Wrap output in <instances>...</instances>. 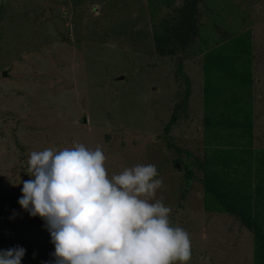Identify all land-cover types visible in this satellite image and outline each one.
I'll use <instances>...</instances> for the list:
<instances>
[{
    "label": "rangeland",
    "instance_id": "rangeland-1",
    "mask_svg": "<svg viewBox=\"0 0 264 264\" xmlns=\"http://www.w3.org/2000/svg\"><path fill=\"white\" fill-rule=\"evenodd\" d=\"M240 34L249 38L252 116L264 121V0H0V251L19 246L21 264H55L45 222L18 201L31 152L80 143L102 148L109 178L155 165V199L190 238L186 264H254L251 232L205 212L199 172L183 175L200 160L204 125L202 110L187 105L182 61L223 45L234 74L209 82L207 100L239 119L249 106L240 95L248 55L237 60L245 43L230 41ZM254 126V146L264 148V125Z\"/></svg>",
    "mask_w": 264,
    "mask_h": 264
},
{
    "label": "clouds",
    "instance_id": "clouds-1",
    "mask_svg": "<svg viewBox=\"0 0 264 264\" xmlns=\"http://www.w3.org/2000/svg\"><path fill=\"white\" fill-rule=\"evenodd\" d=\"M105 160L99 145L80 143L30 154L31 179L18 203L45 222L55 264H186L190 238L170 225L171 209L155 199L162 187L155 165L109 178ZM24 255L19 246L0 251V264H21Z\"/></svg>",
    "mask_w": 264,
    "mask_h": 264
},
{
    "label": "trees",
    "instance_id": "trees-1",
    "mask_svg": "<svg viewBox=\"0 0 264 264\" xmlns=\"http://www.w3.org/2000/svg\"><path fill=\"white\" fill-rule=\"evenodd\" d=\"M244 37L247 36L240 34L230 42L233 44L235 41H238V44L240 41L245 43ZM222 46L214 48L211 52L203 53V66L206 68L210 63L215 68L224 69L223 71L228 75L227 79L230 80L233 74L225 69L229 68L227 58L230 55L225 49H222ZM218 50H223L226 53H220ZM234 51L237 53V60L240 61V57L247 54L249 62L248 42L242 46L240 44V48L236 46ZM174 121L175 116L171 114L168 122L164 125V133ZM224 140L227 142V139ZM238 141L242 143L243 138H239ZM169 148L170 146H167V150ZM173 150L176 154L179 153L175 148ZM242 150L238 154L235 151H229V155H226L225 151L215 149L212 158L206 156L202 162L192 159L189 167L184 166L183 175L185 181L188 182L195 176L190 169L191 166H196L200 170L203 210L207 213L230 216L250 231L252 239L255 241V249L252 251L253 263L264 264V150H248V148ZM182 163L181 159L177 158L175 165L180 166Z\"/></svg>",
    "mask_w": 264,
    "mask_h": 264
},
{
    "label": "crops",
    "instance_id": "crops-1",
    "mask_svg": "<svg viewBox=\"0 0 264 264\" xmlns=\"http://www.w3.org/2000/svg\"><path fill=\"white\" fill-rule=\"evenodd\" d=\"M219 44H223V42ZM214 48L215 47H211L206 51H204V53H207L209 51L211 52ZM202 58H203V54L198 63L196 62L195 64H189V65H186L182 61L184 69L183 72L181 70L183 83L186 85V89L188 90V93L190 92V90L193 93V95L190 96L191 99L187 101V105L192 104L197 112L202 110L203 113L202 121H203L204 129L201 135L202 153L200 155V160L198 159L196 160L202 162L206 156L207 157L211 156L212 158V155L214 154L213 150L215 149L225 151L224 153L226 155H229V151H235L236 154H238L241 151H243L242 150L243 148L244 149L248 148V150H254V149L264 150L263 147L257 148L254 146V137H255L254 132L256 131V127L254 125H257L258 123L260 125H264V121L255 119L252 116V109H253L252 96H254L253 95L254 87L252 84L253 78H252V70H251L252 69L251 61L249 60L247 65V70L244 73V77H245L243 79L244 90L243 93L240 94L243 97V99H245L247 104H249L246 111L247 113L246 115L241 116L239 119L233 120V119H229V116L225 114L232 110L227 111L224 109H218L217 104L216 105L213 104L214 101L207 100V93H206L207 85L209 84V82L212 81V84L214 83L216 85L221 81L219 77H225V80L229 82L231 80L227 79L228 75H226V73L223 71L224 69L220 70L219 68H215L213 64L211 65L210 63H208L210 66L208 65L206 68H204ZM229 73L234 74L230 70ZM242 73L243 72H241V74ZM235 83H237V81ZM214 95L220 96V93L214 92ZM228 106L230 109H232V106L230 104H228ZM211 120H212V124H211ZM223 137H225L224 139H227L226 140L227 142H225V140L222 139ZM239 138H243L242 143L238 141ZM222 168H226V167H222ZM190 169L194 172V175L195 172H199L201 177V172L196 166H191ZM202 205H203V200H202Z\"/></svg>",
    "mask_w": 264,
    "mask_h": 264
}]
</instances>
